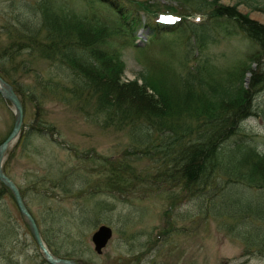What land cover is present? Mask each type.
<instances>
[{"label":"trees","instance_id":"1","mask_svg":"<svg viewBox=\"0 0 264 264\" xmlns=\"http://www.w3.org/2000/svg\"><path fill=\"white\" fill-rule=\"evenodd\" d=\"M6 2L0 5L5 8L0 29L10 39L0 38V74L19 87L17 71H34L35 80L27 84L34 101L40 105L48 99L75 101L79 107L89 102L93 114H102L104 126L126 129L131 141L142 146L138 159L149 155L153 159L157 153L154 163L168 180L173 178L182 187L196 189L212 172L225 183L247 180L264 186L263 150L256 147L253 137L233 138L239 122L255 115V93L264 89V26L238 12L235 5L180 0L182 13L201 12L203 21L183 19L170 26L158 25L157 31L192 32L197 58L192 64L182 62L181 68L167 62L156 73H142L139 84L121 78L125 68L121 47L135 36L141 23L137 8H119L113 0ZM237 2L255 6L252 3L259 0ZM103 11L107 14L102 15ZM237 35L255 45L249 61L237 64L239 76L234 71L222 72L208 55H202L209 42ZM40 59L49 61L55 70H37ZM252 62L260 65L258 71L252 70L246 88L243 76ZM36 116L39 125L51 130L39 110ZM41 131L47 133V129ZM122 161L121 165L132 166L131 160ZM133 174H117L112 184L123 191L145 183L141 172ZM37 184L44 186L43 181ZM32 189L37 188L33 185ZM53 230L48 229L49 234Z\"/></svg>","mask_w":264,"mask_h":264},{"label":"rangeland","instance_id":"2","mask_svg":"<svg viewBox=\"0 0 264 264\" xmlns=\"http://www.w3.org/2000/svg\"><path fill=\"white\" fill-rule=\"evenodd\" d=\"M113 1L126 8H137L143 19L142 28L148 31L143 33V41L142 38L137 41L139 45L131 44L122 48L126 65L124 79L140 77L141 71L149 72L153 67L160 66L158 62L162 59L171 58L173 65L180 66L177 61L185 58L188 50L186 40L190 35L184 36L181 32L157 33L154 28H150L160 12L178 13L168 8L180 9V0ZM142 1L151 4L148 9H144L147 6ZM221 2L226 4L230 1ZM6 3V0H0V5L5 6ZM75 3L82 5L81 1ZM239 9L244 11L241 7ZM3 10L4 7L0 8V18ZM190 19L200 21L201 16ZM150 34L155 35L157 40L150 37V42L144 44ZM244 42L231 37L224 38L218 44H211L207 52L216 59L218 65L231 66V57L240 59L245 55V52L237 51V47H244ZM163 45L167 49L162 54L159 48ZM10 66L7 63L8 69ZM38 67L45 68L46 63L39 62ZM17 77L15 74L19 84L21 81L18 95L24 108L21 136L29 134L30 137L27 141L22 138L12 147L4 166L20 190H24V199L34 214L39 216L42 209L48 215L57 211V217L61 215V221L69 226L73 237H64L63 234L56 237L55 248L59 254H66L87 264H132L134 256H140V260L137 262L136 259L133 264H264V252L259 251L258 246L250 245L264 236L259 232L260 228L264 231V221L248 209L238 210L243 200L249 206L264 209V191L246 194L244 189L258 190L240 184L235 187L224 186L222 181L216 184L212 180L208 186L202 185L197 195L192 193L190 198L181 199L180 186H170L167 180H162L163 176L159 174L161 169L154 163L157 153L153 159L151 155L138 159V151L142 146L131 141L126 129L101 127L94 123V119L75 111L72 105L57 101L47 102L42 108V116L51 122L54 133L39 137L33 132L36 106L26 89L29 77L20 76V73ZM30 80L33 81L34 77ZM257 101L264 108V89L257 92ZM257 112V115L240 123L234 138L241 135H249L257 140L264 138V114L260 110ZM12 124V107L0 97V141L8 135ZM258 146L261 148L264 144L259 142ZM125 159L131 160L132 166L125 167L119 163ZM133 172H141L149 180L148 187L151 186V189L147 188L146 193L143 190L146 186H143L139 191L128 194L127 200H124V194L121 195L122 191L112 186V180L118 178L117 174L134 175ZM35 175L54 179V184L49 182L42 191L43 198L33 196L30 191ZM65 175H70L71 179L68 193L58 185ZM144 195V199H140ZM172 200H175V205L171 210L169 226L173 225L175 230L170 238L160 240L155 235L163 231L166 224L165 209ZM89 208L94 213L92 224H82L81 220ZM0 209H4L8 224L14 226L11 231L13 236L0 232V264H44L32 236L27 229L20 227L21 215L9 193L0 194ZM236 210L235 213H227L228 216L224 214ZM101 223L112 226L114 235L102 253L97 254L92 249L91 234ZM53 226L58 225L55 223ZM43 228L47 230L48 226ZM147 238H154V241ZM137 244H142V247L134 249L133 246Z\"/></svg>","mask_w":264,"mask_h":264},{"label":"water","instance_id":"3","mask_svg":"<svg viewBox=\"0 0 264 264\" xmlns=\"http://www.w3.org/2000/svg\"><path fill=\"white\" fill-rule=\"evenodd\" d=\"M0 93L2 94V96L5 99L9 100L14 106V126H13V129H12L11 133L8 135V137L6 138V140L0 144V179L12 190L14 197L16 199L17 205H18L22 215L24 216L25 220L29 224L31 231H32L43 255L47 259V261L50 262L51 264H78V263L74 262L73 260H68V259H63V258H59L56 256H52L48 252L47 248L45 247V245H44V243L40 237L38 228L36 226V223H35L33 217L28 212V210L26 209V207L22 201V198L20 196L18 188L15 186V184L12 182V180H10L4 174V172L2 170V162L4 160L5 152L15 142V140L18 137L19 129H20V126L22 124L23 110H22V105H21L18 97L16 96L15 92L13 91L12 86L9 85L8 83H6L1 77H0ZM109 235H110V231L106 227H101L100 230L94 234L93 240L95 243V249L98 252H100L101 247L105 245Z\"/></svg>","mask_w":264,"mask_h":264}]
</instances>
